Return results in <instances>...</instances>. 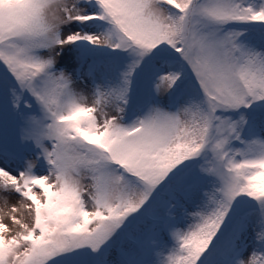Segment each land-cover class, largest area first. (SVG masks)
Here are the masks:
<instances>
[{
    "label": "snow or ice",
    "instance_id": "snow-or-ice-1",
    "mask_svg": "<svg viewBox=\"0 0 264 264\" xmlns=\"http://www.w3.org/2000/svg\"><path fill=\"white\" fill-rule=\"evenodd\" d=\"M0 202V264H264V0H0Z\"/></svg>",
    "mask_w": 264,
    "mask_h": 264
},
{
    "label": "rangeland",
    "instance_id": "rangeland-1",
    "mask_svg": "<svg viewBox=\"0 0 264 264\" xmlns=\"http://www.w3.org/2000/svg\"><path fill=\"white\" fill-rule=\"evenodd\" d=\"M15 202H16V197L13 196V197L11 198V200H10V204H11V203H15ZM0 208H3V203H2V202H0ZM3 222H4V223H9V221H8L7 218H5Z\"/></svg>",
    "mask_w": 264,
    "mask_h": 264
}]
</instances>
